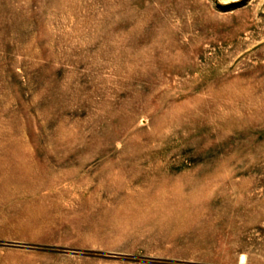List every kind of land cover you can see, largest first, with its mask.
Instances as JSON below:
<instances>
[{
    "label": "rangeland",
    "instance_id": "1",
    "mask_svg": "<svg viewBox=\"0 0 264 264\" xmlns=\"http://www.w3.org/2000/svg\"><path fill=\"white\" fill-rule=\"evenodd\" d=\"M0 264H264V0H0Z\"/></svg>",
    "mask_w": 264,
    "mask_h": 264
}]
</instances>
